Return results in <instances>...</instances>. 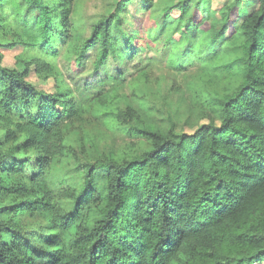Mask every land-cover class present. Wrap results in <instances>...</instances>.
Returning <instances> with one entry per match:
<instances>
[{"label":"trees","instance_id":"trees-1","mask_svg":"<svg viewBox=\"0 0 264 264\" xmlns=\"http://www.w3.org/2000/svg\"><path fill=\"white\" fill-rule=\"evenodd\" d=\"M88 1L0 0V264H264V0Z\"/></svg>","mask_w":264,"mask_h":264},{"label":"rangeland","instance_id":"rangeland-1","mask_svg":"<svg viewBox=\"0 0 264 264\" xmlns=\"http://www.w3.org/2000/svg\"><path fill=\"white\" fill-rule=\"evenodd\" d=\"M171 2L177 0H169ZM205 5V9L207 11V18L210 22L219 24L221 20H223V12H229V5L236 4L234 10H232V18L237 17L238 13L241 11L244 12L246 7H250L246 3V0H240L235 3V0H202ZM250 2V1H249ZM105 0H89L86 6V11L90 17H95L97 14H100L105 9ZM239 8V9H238ZM23 52V47L18 45L14 48L5 50V57L3 63L12 68L23 69L24 65L19 61L20 54ZM67 72V71H66ZM67 75L70 78V81L74 86L83 84L87 78L88 73H83L80 75H76L73 72H67ZM29 80L31 82H36V76L34 72L31 73ZM38 86L43 88H48L52 84V80H48L47 82H36ZM140 95L147 96L148 100L155 101L157 104L163 100L162 96L159 93H155L157 91L156 87L153 84H143L138 89ZM154 93V94H153ZM192 126H185L184 130L192 132L194 129L199 127L203 123L209 122V117L205 111L194 110L192 120ZM89 129H92L94 132H99L100 130L105 131V141L108 148L112 146H119L123 143V138L121 136H117L116 134L110 133L106 131L105 125L97 120H92L88 125ZM181 129V128H180ZM73 166L74 165H60L57 169V173L68 176L73 175L77 176V174H73ZM57 166L55 167V169ZM99 183L103 184L104 178H99Z\"/></svg>","mask_w":264,"mask_h":264}]
</instances>
